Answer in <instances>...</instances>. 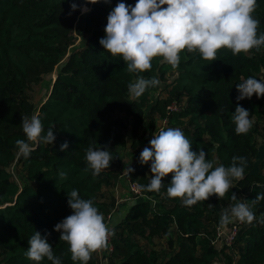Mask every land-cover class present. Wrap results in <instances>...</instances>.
<instances>
[{"label": "trees", "instance_id": "1", "mask_svg": "<svg viewBox=\"0 0 264 264\" xmlns=\"http://www.w3.org/2000/svg\"><path fill=\"white\" fill-rule=\"evenodd\" d=\"M117 2L99 0L82 13L80 8L70 10V0H0V264H36L24 255L34 230L50 233L54 255L62 264H74L67 242L54 230L72 212L67 191L76 188L83 198H93L106 222L116 210L110 189L120 177L136 182L142 195L130 191L133 202L124 216L116 223L109 220L113 249L105 255L107 264H213L217 259L223 264H264V199L254 202L258 193L264 194V158L253 170L257 136L264 137V96L254 93L237 101L235 87L249 76L264 79V47L238 55L221 48L210 62L185 49L176 67L155 57L151 69L129 73L119 56L99 44L108 12ZM252 15L259 20L257 34L264 33V0H257ZM75 26L78 43L72 34ZM170 73L175 77L167 83ZM137 75L165 83L133 98L127 86ZM45 76L50 87L37 105L28 91ZM157 90L164 96L152 99ZM172 103L175 110L167 108ZM237 104L254 121L246 134H237L230 119ZM33 114L40 116L45 131L53 127L56 139L40 142L29 158H18L15 141L26 139L22 116ZM159 120L164 121L162 128L182 129L193 150L203 148L214 166H228L234 155L245 156L243 178L233 179L224 197L213 194L191 206L167 195L172 173L162 178L159 192L143 188L154 174L150 162L139 163V147L142 139L148 143L152 138ZM65 141L68 149L60 150ZM126 144L134 159L129 175L120 155ZM103 146L113 160L93 175L86 150ZM61 171L67 176L60 177ZM232 192L246 200L255 217L242 222L230 245L217 246L215 230L222 210L235 203ZM98 262L96 250L87 264ZM39 264L52 262L45 258Z\"/></svg>", "mask_w": 264, "mask_h": 264}, {"label": "clouds", "instance_id": "2", "mask_svg": "<svg viewBox=\"0 0 264 264\" xmlns=\"http://www.w3.org/2000/svg\"><path fill=\"white\" fill-rule=\"evenodd\" d=\"M99 0H86L77 4L70 0V10L80 8L87 12L88 4ZM111 3V0H106ZM257 0H135L134 4H126L118 0L108 12L104 35L99 39L103 50L113 56H119L126 64L129 73H141L152 68V60L161 57L163 61L176 67L180 62V52L187 50L197 52L201 59L213 61L221 48L231 50L233 55L264 47V33L257 34L259 20L252 13ZM71 11L69 14H71ZM157 77L145 78L137 75L128 84V93L133 98L140 97L148 88L159 85ZM238 95L236 100L264 96V79L249 76L235 84ZM231 121L237 134H246L254 121L250 111L237 104L231 112ZM21 126L26 139H17V157L29 158L40 142L52 144L56 137L53 127L45 131L44 124L38 114L22 116ZM68 142L60 144V150H67ZM87 169L98 175L110 166L113 156L107 146L89 147L85 153ZM150 162L151 175L149 182L142 187L148 191L159 192L162 178L172 173L167 186V195L178 197L185 206L198 201L207 200L216 194L222 198L233 187V179H242L247 166L245 156L234 155L228 166H214L207 159L203 148L193 150L192 142L178 127L161 128L153 134L139 153V163ZM134 171L128 167L127 174ZM60 177L67 173L61 171ZM67 203L71 214L54 225L60 233L59 239L67 242L71 260L79 264H87L91 254L108 246V237L112 229L105 222L103 213L95 206L93 198H83L79 190L67 191ZM264 199L258 193L254 202ZM235 203L222 210L219 223L227 225L233 220L251 223L255 213L246 200H241L235 192L231 194ZM47 233L40 231L28 238L29 246L24 255L39 264L47 258L52 264H62L61 257L54 255L53 247Z\"/></svg>", "mask_w": 264, "mask_h": 264}, {"label": "rangeland", "instance_id": "3", "mask_svg": "<svg viewBox=\"0 0 264 264\" xmlns=\"http://www.w3.org/2000/svg\"><path fill=\"white\" fill-rule=\"evenodd\" d=\"M88 7V6H87ZM84 13V12H82ZM73 36L76 37L75 43H78L80 40V34L78 31V28L75 26L72 30ZM50 77L53 79L55 77V74L53 73L50 75ZM50 77L45 76L39 83L32 85L31 89L28 91V96L32 100L34 104H37L43 100L49 90L50 87ZM175 77V73H170L166 76L167 83L172 80ZM165 82H160L159 87H162ZM151 98L154 99L156 97H162L164 96L163 93H160L158 90L151 93ZM164 121L159 120L157 121L156 124V129L153 134H156L157 131H159L163 127ZM142 132V131H141ZM144 133V132H143ZM127 135V134H125ZM142 136V135H141ZM144 138L146 139V132L144 133ZM144 140V139H142ZM141 140L140 144V152L145 146H148V143H144V141ZM144 143V144H143ZM257 143H258V153L254 158V167L253 170H258L259 168V162L264 158V137L257 136ZM121 152V157L123 161V168L126 169L128 166L133 162V150L126 144V146L120 151ZM110 193H112L115 197V202H116V210L113 213L112 220L113 223H116L118 220H120L126 210L128 209V206L131 204L130 199H132V193L130 192L128 186L126 185V181L123 180V178H119L118 184L110 189ZM138 199V198H137ZM159 243L164 244V239H159L157 240ZM223 243L219 242L216 243L217 246L222 245ZM104 254H107L104 252ZM107 258V256H106ZM98 264H107V260H104L103 256H99V262ZM213 264H223V260H216Z\"/></svg>", "mask_w": 264, "mask_h": 264}, {"label": "built area", "instance_id": "4", "mask_svg": "<svg viewBox=\"0 0 264 264\" xmlns=\"http://www.w3.org/2000/svg\"><path fill=\"white\" fill-rule=\"evenodd\" d=\"M167 108L169 110H175L176 105H175V103H172ZM142 141H144V140H142ZM126 185L128 186L129 190L132 193H134L138 196L142 195L141 191L139 189V186L136 182H131V181H129V179H127ZM130 200H132V202H133V199H130ZM112 216H113L112 213L107 215L106 223L108 224V226H109V220L112 218ZM241 224H242V222H240L239 220H233L232 222L228 223L227 225H218L216 227V230H215L214 243L221 242L223 244L230 245L232 243V241L234 240ZM112 249H113V246H112V242H111V235H109L108 246L106 248L98 249L97 252H98L99 256H103L104 260H106V256H105L106 254H104V252H106L108 254L112 251Z\"/></svg>", "mask_w": 264, "mask_h": 264}]
</instances>
